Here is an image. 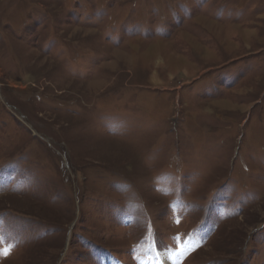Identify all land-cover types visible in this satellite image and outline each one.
I'll return each mask as SVG.
<instances>
[{
  "label": "rangeland",
  "instance_id": "obj_1",
  "mask_svg": "<svg viewBox=\"0 0 264 264\" xmlns=\"http://www.w3.org/2000/svg\"><path fill=\"white\" fill-rule=\"evenodd\" d=\"M161 253L264 264V0H0V264Z\"/></svg>",
  "mask_w": 264,
  "mask_h": 264
},
{
  "label": "bare ground",
  "instance_id": "obj_2",
  "mask_svg": "<svg viewBox=\"0 0 264 264\" xmlns=\"http://www.w3.org/2000/svg\"><path fill=\"white\" fill-rule=\"evenodd\" d=\"M161 264H179L178 257L175 253H161Z\"/></svg>",
  "mask_w": 264,
  "mask_h": 264
},
{
  "label": "snow or ice",
  "instance_id": "obj_3",
  "mask_svg": "<svg viewBox=\"0 0 264 264\" xmlns=\"http://www.w3.org/2000/svg\"><path fill=\"white\" fill-rule=\"evenodd\" d=\"M7 254H8V253H7V250H5V251H4V255H7Z\"/></svg>",
  "mask_w": 264,
  "mask_h": 264
}]
</instances>
